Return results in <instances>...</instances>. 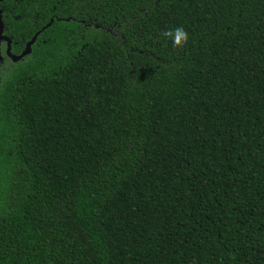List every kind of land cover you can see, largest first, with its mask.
<instances>
[{
    "label": "trees",
    "instance_id": "obj_1",
    "mask_svg": "<svg viewBox=\"0 0 264 264\" xmlns=\"http://www.w3.org/2000/svg\"><path fill=\"white\" fill-rule=\"evenodd\" d=\"M0 8V264H264V0Z\"/></svg>",
    "mask_w": 264,
    "mask_h": 264
},
{
    "label": "water",
    "instance_id": "obj_2",
    "mask_svg": "<svg viewBox=\"0 0 264 264\" xmlns=\"http://www.w3.org/2000/svg\"><path fill=\"white\" fill-rule=\"evenodd\" d=\"M6 0H0V4ZM40 33H38L33 40L27 44L26 49L20 56H13L11 55V40L8 39L7 37L4 36V23H3V17H2V11L0 9V43L2 41H7L8 42V54L11 56L12 60L14 63H18L21 61L23 58L29 56L32 53V47L36 43Z\"/></svg>",
    "mask_w": 264,
    "mask_h": 264
},
{
    "label": "flooded vegetation",
    "instance_id": "obj_3",
    "mask_svg": "<svg viewBox=\"0 0 264 264\" xmlns=\"http://www.w3.org/2000/svg\"><path fill=\"white\" fill-rule=\"evenodd\" d=\"M7 1V0H6ZM5 2V1H4ZM4 2H2V3H4ZM1 3V4H2ZM0 4V5H1ZM1 9V8H0ZM2 11V10H1ZM2 17H3V12H2ZM6 34V31H5V27H4V36L5 37H7L8 39H10L11 40V55H13V56H20V55H16V54H13V41H12V39L11 38H9L7 35H5ZM26 49V48H25ZM24 52V51H23ZM22 52V53H23ZM5 55H6V57L7 58H5ZM0 58L2 59L1 60V63H0V85H1V83H2V80H3V77H4V75H3V73H4V71H6V68H7V66H11L10 65V63L8 62V61H11V62H13V60H12V58H11V56L8 54V42L7 41H2L1 43H0ZM24 59V58H23Z\"/></svg>",
    "mask_w": 264,
    "mask_h": 264
},
{
    "label": "clouds",
    "instance_id": "obj_4",
    "mask_svg": "<svg viewBox=\"0 0 264 264\" xmlns=\"http://www.w3.org/2000/svg\"><path fill=\"white\" fill-rule=\"evenodd\" d=\"M187 39V35L186 33H184L182 30H177L176 31V35H175V43L177 45L182 44L183 42H185Z\"/></svg>",
    "mask_w": 264,
    "mask_h": 264
}]
</instances>
